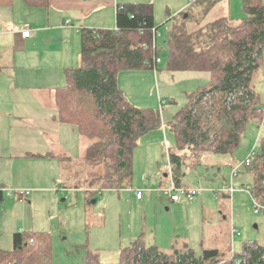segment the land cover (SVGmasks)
Listing matches in <instances>:
<instances>
[{
  "label": "trees",
  "instance_id": "16d2710c",
  "mask_svg": "<svg viewBox=\"0 0 264 264\" xmlns=\"http://www.w3.org/2000/svg\"><path fill=\"white\" fill-rule=\"evenodd\" d=\"M218 1L209 0L204 13ZM23 2L29 7L49 5V0ZM241 13L238 19L221 15L192 30L182 22L173 23L161 49L151 2L117 3L114 29L80 28L81 64L64 70V83L53 88V98L55 119L73 125L86 142L83 165L89 186L85 189L91 198L104 189L132 184L138 139L162 126L158 110L138 107L127 99L118 85L121 71L156 68L160 58L170 71L210 73V80L187 93L185 104L168 122L174 137L168 158L176 185H181L182 150L191 151L198 160L206 153L230 154L250 122L262 125L264 106L252 80L264 52L263 0H242ZM183 15L185 19L189 13ZM245 168L252 176L251 197L264 203V134L253 163ZM0 264H52L50 235L14 232L12 248H0ZM71 264H264V244L250 239L223 259L215 248L196 253L187 246L165 252L146 245L140 235L120 248L117 262H102L96 251L86 247Z\"/></svg>",
  "mask_w": 264,
  "mask_h": 264
},
{
  "label": "rangeland",
  "instance_id": "374dc122",
  "mask_svg": "<svg viewBox=\"0 0 264 264\" xmlns=\"http://www.w3.org/2000/svg\"><path fill=\"white\" fill-rule=\"evenodd\" d=\"M114 1L116 4L124 1L153 4L154 21L159 34L158 49L163 47L167 28L173 23L182 22L192 30L205 26L209 20L223 13L222 0L206 13L204 9L209 0H199L196 3H193L195 0ZM241 9L242 0H230L229 14L232 19L242 16ZM106 10L108 12H104L105 21L111 11L115 19L114 7L107 6ZM186 12L189 16L184 19L181 16L184 13L185 17ZM164 66L165 60L162 59L156 68L130 70L122 72L119 76V86L123 88L126 96L138 107L158 110L162 120L159 129L149 131L138 139L133 152L132 185L134 188H139L140 185L144 187L143 201H137L133 196L134 192L127 188L104 189L91 198L85 189L89 186L86 176L88 169L83 165V156L80 155L78 147L77 151L68 147L70 149L67 151H70L72 157L68 158V162L61 164L60 170L57 164H38V161L31 164V176L38 169L53 177H59L57 190L52 185V192H44L45 198L41 199V203L34 202L30 205L26 202L25 210L27 227L31 226L35 215L36 225H33V232H46L50 235L52 264L76 262L83 256L86 247L96 251L102 262H117L120 248L128 245L132 236L136 237L140 232H146L147 238L143 237L146 242L150 237L152 242L165 252L184 249L187 246L192 247L196 253L203 248H215L223 259L240 250L241 245L250 239L264 244V210L254 213L253 199L248 190L252 176L244 166L238 168L236 175H231L232 168L244 159L253 146L256 147V153L259 139L264 134V122L262 125L250 122L242 133L239 146L232 153L203 154L202 161L195 168L201 171L202 182L209 185V191L205 190L189 200L182 198L179 204L172 205L167 202L169 195L158 190L163 176L154 178L150 173L158 171L160 167L161 170L164 169L168 155L166 147L174 148V137L168 128V122L185 104L187 93L210 80V73L204 71L169 70V73L163 74ZM252 84L264 106V52L262 66L254 74ZM32 128L35 130L33 135H42V127ZM146 143H149L147 147ZM151 144L154 147H148ZM195 159L197 158L191 151L187 159L183 155L186 165H182V171H186L184 180L187 184H195L196 188H199L198 181L194 179L200 176L195 175L191 167V162ZM142 171L145 173L140 177ZM43 179L42 183H45L46 177ZM150 185L154 186L151 187L152 192H145ZM227 185L233 188L230 195L219 192V196H214V189ZM0 204L2 206V202ZM20 205L14 208L12 203H8L4 214L6 220L12 219L8 225L20 219L18 214L23 212ZM11 211H17V214L11 215ZM2 222L0 245L11 249V233L5 228L7 222L4 219ZM232 230L238 233L233 234Z\"/></svg>",
  "mask_w": 264,
  "mask_h": 264
},
{
  "label": "crops",
  "instance_id": "0c3cea01",
  "mask_svg": "<svg viewBox=\"0 0 264 264\" xmlns=\"http://www.w3.org/2000/svg\"><path fill=\"white\" fill-rule=\"evenodd\" d=\"M221 2L222 15L230 16V0ZM107 6L114 7L115 12L114 0H49L47 8L29 7L23 0H0V190L3 191V207L0 204V229L3 228L4 219L7 222L5 228L10 231L11 237L16 231L35 230V215L31 226L27 227L26 202L30 205L34 202L39 204L41 199L45 198L44 192H52V185L55 189L58 187L56 185L59 181L58 176L53 177L38 169L31 176V164L35 161L40 162L38 164L44 162L57 164L60 170L64 158L72 157L68 149L76 150L78 147L80 155L83 156L86 147L84 138L73 125L60 123L55 119L53 88L64 83L66 68H74L81 64V27L115 28L112 11L105 21L104 12L109 11L106 10ZM24 29H30L29 37L21 35ZM164 67L162 73H169L166 65ZM122 72L127 71L118 74V85ZM120 88L125 94L123 88ZM127 99L131 101L128 97ZM32 127H42L40 130L42 135H33L35 130ZM148 144L146 143L145 147ZM166 148L169 151V147ZM181 155L187 159V155L190 157V151L182 150ZM201 158L191 162L194 174L200 176L194 179L198 181L199 188H202L200 193L210 188L208 184H203L201 171L195 168L202 161ZM165 165L163 170L160 167L158 171L148 172L154 178L163 176L158 187L169 184L172 179L168 155ZM183 165H186L185 161ZM144 171L141 172L140 177L144 175ZM185 176L186 171L180 176L181 185H188L184 180ZM45 177L47 181L42 183ZM164 181L167 182L163 183ZM191 186L196 187L195 184ZM134 187L131 184L127 189L134 192L133 196L137 201H143L144 191L140 199L135 195V190L143 186ZM151 187L154 186H148L145 192H152ZM26 189L30 191L29 194L22 196L20 191ZM223 194L230 195V193ZM182 198L185 197L182 196L177 201H171L169 198L167 202L177 205ZM8 203H12L14 208L22 203L20 206L23 212L20 211L21 214H18L20 219L11 225H8V222L12 219L6 220L4 216ZM12 214L16 215L17 211H11ZM223 216L226 219V216ZM145 234L146 232H140L138 236L142 235V239L143 237L146 239ZM138 236H132L131 242ZM144 239L146 245H155L150 237L147 242ZM0 248L5 249L1 245Z\"/></svg>",
  "mask_w": 264,
  "mask_h": 264
},
{
  "label": "built area",
  "instance_id": "2783aa9c",
  "mask_svg": "<svg viewBox=\"0 0 264 264\" xmlns=\"http://www.w3.org/2000/svg\"><path fill=\"white\" fill-rule=\"evenodd\" d=\"M21 35L23 37H29L30 35V29H24L21 31ZM157 35H158V32H157ZM156 61H160V58H157ZM255 148L256 147H252L250 149V151L246 154V156L244 157L243 160L239 161L236 166L234 168H232L231 170V175L234 176L236 175L237 173V170L239 167L241 166H244V167H250L251 164L253 163L255 157H256V153H255ZM158 190L163 192V194L165 195H169V198L171 201H177L179 200L182 196L187 198V199H191L193 198L194 196L198 195L201 191H202V188H196V187H193V186H190V185H186V184H183V185H176L174 183V181L171 179L169 184L167 185H160L158 187ZM233 190L232 186L231 185H227V186H223L219 189H214L213 190V194L214 196H217L219 195V192H222V193H230L231 191ZM248 190H249V187H248ZM29 190H21L20 193L22 196H26L29 194ZM135 195L138 199H140L143 195V189L140 188V189H137L135 190ZM253 199V198H252ZM260 210H264V203H258L257 201H255L253 199V211L254 213H258ZM235 232V231H233ZM235 233H238L235 232Z\"/></svg>",
  "mask_w": 264,
  "mask_h": 264
},
{
  "label": "water",
  "instance_id": "95a60500",
  "mask_svg": "<svg viewBox=\"0 0 264 264\" xmlns=\"http://www.w3.org/2000/svg\"><path fill=\"white\" fill-rule=\"evenodd\" d=\"M163 56H165V55L163 54ZM93 202H95V200H93Z\"/></svg>",
  "mask_w": 264,
  "mask_h": 264
}]
</instances>
